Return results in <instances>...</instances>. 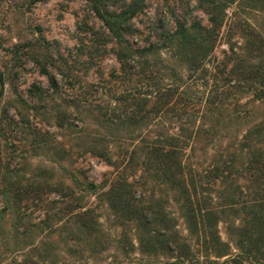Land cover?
<instances>
[{
	"label": "trees",
	"instance_id": "trees-1",
	"mask_svg": "<svg viewBox=\"0 0 264 264\" xmlns=\"http://www.w3.org/2000/svg\"><path fill=\"white\" fill-rule=\"evenodd\" d=\"M87 1L103 26L80 46L108 37L119 68L88 84L76 115L94 127L83 120L85 149L114 170L60 184L75 242L63 264H264V0H175L174 25L145 40L134 18L146 0Z\"/></svg>",
	"mask_w": 264,
	"mask_h": 264
},
{
	"label": "rangeland",
	"instance_id": "rangeland-1",
	"mask_svg": "<svg viewBox=\"0 0 264 264\" xmlns=\"http://www.w3.org/2000/svg\"><path fill=\"white\" fill-rule=\"evenodd\" d=\"M127 1L103 3L120 10ZM174 1H145L134 18L141 39L153 27L174 25ZM194 14L207 23L203 11ZM102 26L87 0H0V70L5 76V84L0 82V262H71L75 242L66 232L71 214H57L59 202L69 200L60 184L64 191L66 185L75 188L73 179L81 172L97 184L111 177L114 168L85 149L83 120L87 131L94 127L85 111L78 119L75 104L85 102L88 84L109 86L110 71L119 68L108 37H99V51L80 46L82 39L87 44L98 38L94 31ZM102 215L107 227L119 230L113 214ZM220 229L226 239L225 225ZM112 254L103 257L110 261Z\"/></svg>",
	"mask_w": 264,
	"mask_h": 264
}]
</instances>
